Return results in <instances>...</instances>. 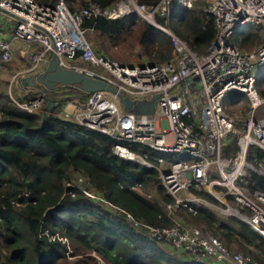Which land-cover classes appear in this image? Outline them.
Masks as SVG:
<instances>
[{"label": "built area", "instance_id": "2783aa9c", "mask_svg": "<svg viewBox=\"0 0 264 264\" xmlns=\"http://www.w3.org/2000/svg\"><path fill=\"white\" fill-rule=\"evenodd\" d=\"M67 1L39 4L35 0H0V13L13 22L11 39L32 47L24 73L41 72L54 55L61 67L104 80L135 103L157 96L148 115L124 110L118 96L107 91L89 93L83 104L69 103L67 106L74 109L72 116L65 111L66 107L60 113L83 127L112 137L116 156L158 172L171 197L165 210L172 224L143 225L123 211L126 220L136 227L144 226L153 238L172 246L193 263L212 260L257 264L242 253L230 251L207 229L175 217L179 211L195 214L202 206L230 212L226 198L231 196L242 209L232 212L234 216L264 237V193L248 195L238 185L246 171L254 169L245 160L248 147L255 145L264 151V96L257 87L258 71L264 70V0H205L216 30L205 54L193 51L168 27L173 0H159L155 5H140L132 0V6L120 0L104 9L93 5L77 11H71ZM176 1L188 5L191 2ZM132 12L170 37L172 58L162 63L126 64L95 53L86 37L87 29L82 28L83 20L92 15L116 18ZM243 25L259 30L260 43L250 48L238 46L235 37L239 33L235 34V30ZM11 39L0 36V71L13 57ZM77 60L81 64H76ZM16 78L17 74L12 80ZM231 93H240L248 103V111L238 120L239 126L223 103ZM13 101L19 108L33 112L41 108L44 95L37 94L28 102ZM234 135L238 151L234 156H223L222 146ZM132 144L161 155L155 162L149 161L137 155ZM198 189L206 190L218 203L196 195ZM139 193L147 198L152 194L140 190Z\"/></svg>", "mask_w": 264, "mask_h": 264}, {"label": "trees", "instance_id": "16d2710c", "mask_svg": "<svg viewBox=\"0 0 264 264\" xmlns=\"http://www.w3.org/2000/svg\"><path fill=\"white\" fill-rule=\"evenodd\" d=\"M35 1L49 4L52 0ZM118 1L68 0L67 5L71 11L93 5L104 9ZM158 1L136 0L140 5H155ZM207 7L205 0H192L189 6L173 0L169 5L168 27L198 54L206 53L216 32ZM157 20L166 23L160 17ZM82 28L92 32L90 40L98 41V48L92 45L95 53L108 58L112 48L130 39L154 63L174 55L170 37L134 14L116 18L92 15L83 20ZM235 41L240 48H250L260 43V32L250 28L237 35ZM39 87L44 92L39 110L27 112L13 101L28 102L38 94ZM258 90L264 96V91ZM14 92L15 98L0 81V264H70L66 253H95L106 264H218L193 263L183 253L166 254L146 235V228L141 226L143 230L139 232L125 219L123 211L144 225L167 227L172 221L165 206L171 197L154 168L113 153L112 137L60 116L69 103H85L89 93L63 85L48 90L22 81ZM233 96L242 98L240 93ZM48 102L52 105L47 109ZM233 112L228 110L229 114ZM131 149L152 162L161 155L135 144ZM237 151L236 136H230L222 146V155L234 156ZM245 160L254 167H264V151L250 145ZM238 185L248 195L264 193V174L247 170ZM134 187L152 193L153 200L144 198ZM195 193L218 203L204 189ZM226 199L235 204L231 196ZM177 215L210 231L230 251H239L253 262L264 264V237L238 217L231 215L230 223L220 222L207 208H199L195 214L179 211Z\"/></svg>", "mask_w": 264, "mask_h": 264}, {"label": "rangeland", "instance_id": "374dc122", "mask_svg": "<svg viewBox=\"0 0 264 264\" xmlns=\"http://www.w3.org/2000/svg\"><path fill=\"white\" fill-rule=\"evenodd\" d=\"M136 1V0H134ZM122 2H124L125 4H128L129 6H132V0H122ZM192 2V0H191ZM190 2V4H191ZM186 6H189L188 3L186 2L185 4ZM131 14H134L135 18L140 20V21H145L141 18H139L135 12H132ZM149 23V22H147ZM250 26L248 25H243L240 26L238 28H236L235 30V34H238L242 31H245L249 28ZM92 35V32L90 30L86 31V37L88 38V40L92 43L94 48H98V41L94 42L92 40H90ZM23 53H22V58H15L14 56L12 57V59L5 63L0 71V81H2V83H4L5 85V89L6 91L10 94V96L12 97H17L15 92H14V87L18 84L17 82H15L13 79V75H15L14 72L18 71V70H25L28 67V63H29V50H31L32 47H30L28 44L23 43ZM111 56H109V59L113 60V61H119L122 63H126V64H145V63H154L153 61H151L144 53V50L142 47H140L135 40L130 39L126 44L122 45V46H118V47H114L111 50ZM19 73V74H18ZM16 74H18V76L20 75V73L22 72H18ZM17 76V77H18ZM21 76V75H20ZM19 76V77H20ZM23 78H21L22 80ZM41 86V85H40ZM257 87L260 88V90L264 91V70H260L258 71V82H257ZM36 92H38V94H42L44 95V92L42 91L41 87H39ZM233 94H228L226 97H224V106L225 108L228 110H232L234 111L232 114L235 117V120L237 122V126H239V119L244 117L246 110L248 111L247 107H248V103L246 101V98L244 96L239 97L234 99L233 98ZM77 106H80L79 104ZM243 110V111H242ZM65 111L68 113L69 116H72L74 113V109L71 106H66ZM259 116H261V113L259 114ZM235 136V135H234ZM254 167V166H253ZM254 169L256 170L257 173L260 174H264V167L259 165L258 167H254ZM247 172V171H246ZM81 185V184H80ZM82 186V185H81ZM135 190H137V192H139V189H137V187L135 188ZM142 192V191H141ZM144 197V196H143ZM148 200H153L154 195L151 194L150 198H147L146 196L144 197ZM100 201V200H98ZM227 201V200H226ZM102 204H104L105 206H109L107 203L100 201ZM228 202V201H227ZM229 203V202H228ZM232 210L230 212L227 213H222L217 209H211V208H207L208 210L212 211L215 216L217 217V219L220 222H227L230 223L228 216L234 215V213L237 210H240L239 206L235 203V204H231L229 203ZM110 207V206H109ZM203 207V206H202ZM111 209H113V207H110ZM174 217V216H173ZM178 215H176L175 218H177ZM180 217V215H179ZM181 218V217H180ZM126 219V218H125ZM191 223V222H189ZM194 224V223H191ZM132 226H135L133 223H131ZM144 225V224H143ZM196 225V224H194ZM199 227H201L203 229L202 226L197 225ZM141 226H138V229H140L139 232H141L140 228ZM144 227V226H143ZM145 228V227H144ZM143 231H145L146 235L149 236V238H153L150 233L144 229ZM209 233H211L209 231ZM157 245L159 246V248H161L163 250L164 253L166 254H171V255H181V253L177 252L176 249H173L172 246L168 245L167 243L163 242V241H157L155 238H153ZM235 248V247H234ZM237 253H241L239 251H236ZM66 260L70 261L72 263L70 264H106L98 255H96L95 253H89V254H85V255H80V256H71L70 254L66 253ZM208 262H212V260H208ZM69 264V263H68ZM220 264V263H218ZM224 264H228V263H224Z\"/></svg>", "mask_w": 264, "mask_h": 264}, {"label": "water", "instance_id": "95a60500", "mask_svg": "<svg viewBox=\"0 0 264 264\" xmlns=\"http://www.w3.org/2000/svg\"><path fill=\"white\" fill-rule=\"evenodd\" d=\"M23 84L29 86H43L48 90H53L57 85L76 87L80 90L91 93L95 91H107L112 94H116L120 100V104L124 110L134 111L139 115L151 114L154 109V101L156 95L150 98V100H141L134 102L128 98L125 94L117 92L115 88L110 86L106 81L86 76L76 70L66 69L59 65L56 57L51 56L46 67L39 73L29 75L23 79ZM52 105L48 102L47 109ZM253 171L256 172L255 169Z\"/></svg>", "mask_w": 264, "mask_h": 264}, {"label": "crops", "instance_id": "0c3cea01", "mask_svg": "<svg viewBox=\"0 0 264 264\" xmlns=\"http://www.w3.org/2000/svg\"><path fill=\"white\" fill-rule=\"evenodd\" d=\"M12 27H13V22L11 20V18H9L7 15L3 14V13H0V36L4 37L5 39H11V36H10V32L12 31ZM23 43L24 42H21V41H16V40H12L11 39V45H12V52H13V56L15 58H22V53H23ZM45 68V67H44ZM26 70V69H25ZM25 70H18L16 72H14L15 74L18 73V72H22L23 73H20V77L18 76L17 74V82L19 84L20 81H22L23 79L25 80V78L29 75H32L31 73H24ZM14 76V75H13ZM21 78H23L21 80ZM23 82V81H22ZM227 200V199H226ZM201 208H209V207H201ZM212 209V208H211ZM229 217V216H228Z\"/></svg>", "mask_w": 264, "mask_h": 264}, {"label": "bare ground", "instance_id": "6f19581e", "mask_svg": "<svg viewBox=\"0 0 264 264\" xmlns=\"http://www.w3.org/2000/svg\"><path fill=\"white\" fill-rule=\"evenodd\" d=\"M240 33H242V32H240ZM240 33H239V34H240ZM239 34H238V35H239Z\"/></svg>", "mask_w": 264, "mask_h": 264}]
</instances>
